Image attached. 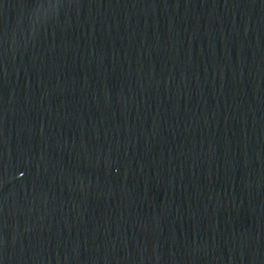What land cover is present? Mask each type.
I'll return each mask as SVG.
<instances>
[{"label":"water","instance_id":"obj_1","mask_svg":"<svg viewBox=\"0 0 264 264\" xmlns=\"http://www.w3.org/2000/svg\"><path fill=\"white\" fill-rule=\"evenodd\" d=\"M178 81L264 171V0H75Z\"/></svg>","mask_w":264,"mask_h":264}]
</instances>
